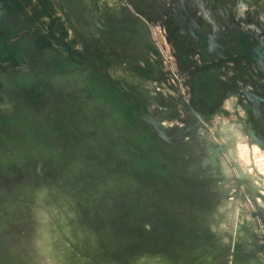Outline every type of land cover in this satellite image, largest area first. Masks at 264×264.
Returning <instances> with one entry per match:
<instances>
[{"label":"rangeland","instance_id":"374dc122","mask_svg":"<svg viewBox=\"0 0 264 264\" xmlns=\"http://www.w3.org/2000/svg\"><path fill=\"white\" fill-rule=\"evenodd\" d=\"M12 4L0 264L262 262L264 0Z\"/></svg>","mask_w":264,"mask_h":264},{"label":"crops","instance_id":"0c3cea01","mask_svg":"<svg viewBox=\"0 0 264 264\" xmlns=\"http://www.w3.org/2000/svg\"><path fill=\"white\" fill-rule=\"evenodd\" d=\"M251 215H252V218L249 220V227L251 229V226L254 225V227L256 228V234H258V237L254 238L255 246L258 247L257 249L259 250V252L257 253L258 254L257 258L259 259L258 260L259 262L262 261V262H260L261 264H264V250H260L261 248L264 249V237H262V232H264V221L258 219V215H254V213H251ZM244 227H246V226L244 225ZM245 231H246V229H245ZM257 232H259V233H257ZM244 235H246V234L244 233ZM232 241H233V247H232L233 249L230 251L232 258L229 262H231L233 260V255H234V248H235L234 245H235V241H236V235H234V234L232 235ZM249 241H251V236L249 238ZM254 261L255 260L252 261V264L254 263ZM260 263L255 261L254 264H260ZM249 264H251V263H249Z\"/></svg>","mask_w":264,"mask_h":264},{"label":"bare ground","instance_id":"6f19581e","mask_svg":"<svg viewBox=\"0 0 264 264\" xmlns=\"http://www.w3.org/2000/svg\"><path fill=\"white\" fill-rule=\"evenodd\" d=\"M7 6V5H6ZM17 7L15 6V5H11L7 10L6 9H4L3 7H2V5H1V7H0V10H2V11H4V12H6L7 14H9V13H11V12H13V13H17L18 11H17ZM236 125V124H235ZM230 126V125H229ZM238 127H239V124L237 125ZM238 127H234L233 125H231V127H229V129L231 130V133H232V135H233V137H238L239 136V134L238 133H240V132H238L237 130H239V128ZM238 128V129H237ZM240 131V130H239ZM242 135V134H241ZM240 135V136H241ZM243 137H244V135H242ZM241 138V137H240ZM238 153H240V152H238ZM239 155V154H238ZM240 160V159H239ZM244 162V161H243ZM226 170V169H225ZM226 172H228V171H225V173ZM228 174V173H227ZM258 181H257V185H259L258 187H260L259 189L261 190V191H264V180H262V179H257ZM161 256H162V258L164 259V257H163V255L161 254ZM167 259H170V256H168V258Z\"/></svg>","mask_w":264,"mask_h":264}]
</instances>
